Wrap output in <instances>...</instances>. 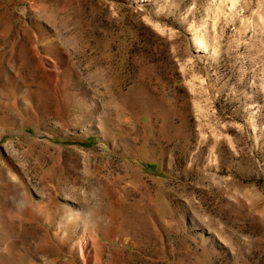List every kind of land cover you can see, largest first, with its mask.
I'll return each instance as SVG.
<instances>
[{
	"label": "rangeland",
	"instance_id": "rangeland-1",
	"mask_svg": "<svg viewBox=\"0 0 264 264\" xmlns=\"http://www.w3.org/2000/svg\"><path fill=\"white\" fill-rule=\"evenodd\" d=\"M0 264H264V0H0Z\"/></svg>",
	"mask_w": 264,
	"mask_h": 264
}]
</instances>
